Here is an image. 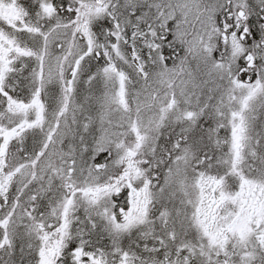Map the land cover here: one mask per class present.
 <instances>
[{
    "label": "rangeland",
    "instance_id": "374dc122",
    "mask_svg": "<svg viewBox=\"0 0 264 264\" xmlns=\"http://www.w3.org/2000/svg\"><path fill=\"white\" fill-rule=\"evenodd\" d=\"M95 2L100 6L84 11L79 3L73 8L79 20L75 46L81 50L86 41L88 52L97 47L101 55H91V61L83 53L77 60H72L76 53L58 54V61L67 60L62 71L48 65V56L45 64L29 58L42 41L37 24L54 5L34 3V10L19 0H0V201L6 204L0 225L10 215L4 236H43L34 240L38 255L21 264L149 262L148 254L135 255L126 243L129 228L147 224L166 232L170 219L187 234H174L181 242L168 250L160 245V233L150 230L152 238L148 233L138 236L140 246L147 247L149 239L159 253L172 255L158 264H262L258 246L264 241V162L258 139L264 137V0ZM138 7L139 15L132 18ZM126 8H131V19L125 17ZM95 23L104 30L94 31ZM244 23L253 33L248 31L245 39L240 32ZM165 24L171 36L164 42L157 27L164 30ZM69 43L70 37L64 46ZM118 56L135 77L117 66ZM17 70L28 73L20 77ZM202 117L216 121V144L206 146L208 140L184 124L187 120L199 126ZM29 127L32 132L45 127V141L51 136L50 146L57 150L49 152L48 145L37 156L27 150L20 155L22 165L7 174L6 145ZM174 131L184 139L175 140L164 155L171 169L162 195L169 202L177 195L183 202L185 213L176 220L171 210L150 213V202L159 198L154 197L157 186L146 180L152 177L158 185L159 175L165 174L167 166L159 160L164 148L155 161L157 138L170 143L177 136ZM88 141L94 145L91 165L78 151V144H84L83 152ZM152 166L163 168L156 175ZM18 172L17 190L10 185ZM85 172L86 180L72 177L70 183V176L65 177ZM77 184L87 186L72 188ZM52 187L59 193L53 194ZM12 192L22 195L15 208L18 200Z\"/></svg>",
    "mask_w": 264,
    "mask_h": 264
},
{
    "label": "trees",
    "instance_id": "16d2710c",
    "mask_svg": "<svg viewBox=\"0 0 264 264\" xmlns=\"http://www.w3.org/2000/svg\"><path fill=\"white\" fill-rule=\"evenodd\" d=\"M21 2V4H23L25 7H30L32 6L33 9L35 10V4H40V3H48L51 2V4H53V10L50 14L45 15L43 18H41V20L38 22L37 26L38 27V37L42 39V41L39 39V43L38 46L35 48V50H32L30 52V60L33 61V59L37 62H43L44 64L47 62L46 57H49V63L48 65H54L55 67H60L59 70L65 71V69H67V66L65 65L64 62V58L62 57L60 61H58L57 59V55L58 54H64L66 57H69V55H72L73 53H76L77 55L72 58V60H77L79 57V53H83L84 55L86 54L85 59H91L94 60V58L98 59L99 58V54L100 50L96 48H92V50H94L92 53L88 52V50L91 51V48H89L88 44L86 41H82V45H81V50L77 49L76 50V42H77V37H78V33L76 31V23L79 21L78 20V16H74V10L73 8H75L76 6H78V4L80 3L81 5H83V10L85 11V8L87 7H97L100 6V4H97L95 2V0H66L65 3L59 1V0H19ZM131 12V8H126L125 9V17L131 19L128 14ZM140 13V8L138 7L137 9H135V11L133 13H130L132 15V18H135V16H138ZM123 16V15H122ZM121 19V17H120ZM104 22V19L101 21ZM229 23V22H228ZM230 25V24H229ZM245 26L248 27L247 23H244ZM261 25L264 27V21H261ZM244 26V27H245ZM93 30L100 32V30H104L101 29L100 27L103 28V25L101 24L100 27L95 23L92 24ZM40 28V30H39ZM171 27L168 24H165L164 26V37H166V39H168L171 36V31H170ZM238 29V28H237ZM249 29V27H248ZM108 34H111L110 30H107ZM249 33L251 35H253V33L251 31H249ZM70 37V43L69 45L66 47L64 46L65 44V40H68V38ZM48 38H50L52 40V42H49ZM264 38V35H263ZM49 45H47V43ZM48 49L50 50L48 52ZM173 52L177 55H180V51L177 48H174ZM42 54H45V58H39V56H41ZM49 54V55H48ZM91 55L94 57H91ZM67 61V60H65ZM118 64L117 66L120 69L125 70L128 75L134 77V75L132 74V70L130 67H128L124 61L122 60L121 56H118V60H117ZM95 66V65H94ZM93 66V67H94ZM100 69V68H99ZM71 70V68H70ZM24 73H28L26 71H19L17 70V73L20 77H24ZM26 75V74H25ZM31 80H34V78H30ZM34 82V81H32ZM96 84L95 81H93V83H91L89 86H92ZM86 86V87H89ZM98 86V83H97ZM45 90H47V92H45ZM83 89H81L82 91ZM5 94L7 96H12L13 92L11 91V89H9L8 87H6L4 89ZM80 91V92H81ZM44 93H48V86L46 87V89H44L43 91ZM79 91L76 92V95L78 93H80ZM46 95V94H45ZM7 105L5 104L3 109L7 111L6 109ZM1 114L4 113V111H0ZM40 117V116H39ZM42 118H46L45 114H43ZM17 123V122H16ZM171 127V126H170ZM45 127H43L39 132L35 133L31 131V127L25 129L23 128L22 131H18V133H16V135H14L13 137H11V139L8 141L7 145H6V161L8 163V168L6 171H8V173H15L16 169L19 168V166L22 165L21 163V159H20V155L27 151V150H34L37 151L39 150L41 147H44L43 149H47L48 145L50 147V143L46 142V138L43 136L44 133V129ZM170 130L169 133L173 132L171 128H169ZM175 134L177 135L173 140L172 138L170 140H172L170 143H165L163 142L164 140L161 139V137L157 138V146H156V159L155 161H158V157L159 154L162 152L163 148H164V154L159 157V160L162 162L163 165H166L167 167L164 168H170L169 162L164 158V155L166 154V152L171 148V146L173 145L175 140H179L183 141V138H180L178 135L182 136L180 133H178L177 131H174ZM51 136L49 137L50 140ZM162 140V141H160ZM258 140L260 141V151L261 153L259 154L262 162H264V137L259 138ZM160 141V145L158 146V142ZM163 142V143H162ZM89 144H87V148L89 149V153L86 155L88 156L89 160L92 158L94 159V155H93V150H94V145L92 144V141H88ZM165 145V146H164ZM84 144H78V151L82 152V148H84ZM178 149H181L178 147ZM216 152V151H215ZM86 154V153H84ZM102 156V155H101ZM98 158V157H97ZM72 161V159H70ZM70 161V162H71ZM154 163H152L153 165ZM201 164V163H198ZM150 167V165H149ZM153 169L156 171V173H159V169L161 167H158L156 169V166H152ZM198 170H202V174L207 175L209 174V171H205V167H197ZM21 171V170H20ZM170 172V170L168 171V173ZM167 173V174H168ZM13 189H17L15 187V185L13 184V182H11ZM18 190V189H17ZM20 197H22L21 195L17 196V202H15V206H18L19 204V199ZM6 207V204H4V201H0V219L3 220L4 218H1L4 212V208ZM14 208L11 210L10 214H14L15 210ZM12 216H7V220L5 219V225H0V246L3 244V248L0 247V264H13V263H22L23 260L28 257L29 255H38V253H35V249L36 245L38 244L35 240L36 238H43V236H35V234H32L31 236H9V235H5L4 233L8 232V226H9V221L12 219ZM178 221H180L178 219ZM181 229V228H180ZM178 227V233H176V236L178 238L179 235H183L184 236L187 233L182 232ZM153 232L155 233H159V231L157 230V227H155L153 230ZM167 233V231H166ZM181 233V234H179ZM161 234H159L158 236H160ZM17 240H23L26 243H23V247H28L25 249H19L16 244L15 241ZM176 243L181 242L180 240L175 241ZM31 245V246H30ZM8 247V250L3 253V249L5 247ZM259 262H261L262 264H264V241L263 243L259 244ZM28 254V255H27Z\"/></svg>",
    "mask_w": 264,
    "mask_h": 264
},
{
    "label": "bare ground",
    "instance_id": "6f19581e",
    "mask_svg": "<svg viewBox=\"0 0 264 264\" xmlns=\"http://www.w3.org/2000/svg\"><path fill=\"white\" fill-rule=\"evenodd\" d=\"M155 1H157V0H155ZM157 28L159 30H161L162 32H164L162 26L157 27ZM162 39H163L162 41L165 42L166 37L163 36ZM132 74L135 75L133 70H132ZM248 76H249V74L246 71L245 72V77H248ZM205 116H207V115H205ZM201 121H202V124L199 125V126L198 125L197 126H193L187 120L184 121V124H185V126L187 128H189V130H191V131H194L195 130L196 133H198V135H199V139H204L205 141L207 139L208 140V143L206 144V146L209 145V144L212 145V143L213 144H216V141L214 140V137H213V133H214V135L216 133V124H217L216 121L214 119H212V118L210 119L209 117H202ZM50 142H51V140L48 139V143H50ZM43 148L44 147H41L39 150H37V151H34L33 150L32 152L36 156L38 154L42 155V154L46 153V151L48 150V148L47 149H43ZM56 150H57V146L56 147H51V146L49 147V152H51V153L56 152ZM89 152L90 151L87 148V149H85L81 153H83V154L86 153V155H87ZM62 157H64V156H62ZM89 163L91 165L92 161L89 160ZM68 168H69V171L72 170L71 168H73V166H72L71 162H70V167H68ZM161 168H163V167H161ZM170 169L171 168H164L163 169V171H165L163 173H165V174L159 175V177H158L159 184L158 185H157V183H158L157 180L154 179V178H152V177H148V178H146V180H147V182L150 183V185L153 186V188H155L157 186L155 188V190H154V194H155L154 197L159 198L158 200H155V202L154 201L150 202V211H151L150 213H152V212H154V213H163V211H169V213L172 212L174 214V216L172 218L176 220L177 214H179V216H180V215H183L185 213V208H184L183 202L182 201L180 202V200L178 199L177 195H176V197L175 196H170V202L168 201V198L169 197H165V196L162 195V189L165 186V182H166V179H167V173H168V171ZM88 170H89V165H88ZM88 170H87V172H88ZM87 172H85L83 175L78 174V173H77L78 175H76V173H71L70 175L69 174L65 175V177H69L70 176V178L68 179V180H70V183H71V181L73 179L72 177H75V178L78 177V178H80L82 180L83 179L86 180V179H88L87 176H86ZM7 174H10V173H7ZM158 174L159 173H156V175H158ZM18 176H19V172L16 173L15 175H13V178L14 179L12 180V182H13V184L15 186H16V184L19 181ZM25 180H26V182H25ZM25 180L22 181V184L25 182V185L23 187L29 186V184L27 183V179H25ZM88 184H90V183H88ZM85 186H87V185L84 184L82 186H78V184H77V185H75L72 188H81L83 190V189H85L84 188ZM173 186L175 188H177V183H174ZM72 188L69 189V193H72V191H73ZM52 190L54 191V192H52L53 194H58L59 193V189L58 188L52 187ZM16 192H18V191H15V193ZM13 193L14 192L11 193V197H13V198L17 197L20 194V193H17V196H16V195H12ZM170 210H171V212H170ZM163 219H165V218H163ZM167 225H168V227L165 228V230L167 231V233L164 232V231H162L164 229L157 228V230L161 234L159 237H162V236L164 237V241L160 245L163 246L165 249L168 250L170 248L171 244L174 245V242H175L174 234L176 235V233H178L177 231H178L179 225L177 224V221L175 223H172L171 222V219H170V221L167 222ZM154 228H151V226L150 225H147V224H141V225H137V226H133V227H130L129 228V232L131 233V235L129 236V238H127L126 243L129 244L130 246H132L131 248H132L133 253L135 255H140L141 252H145L146 254H148L147 256L150 259L149 262H145V261L144 262H138V264H140V263H144V264H158L157 260H159L160 258H166L168 260H171L170 258H172L171 257L172 255H168V254H164V253H159L160 250H157V246L158 245L156 243L150 241L149 239H148L149 244H148L147 247L140 246L138 244L139 241H140V239H138V236L140 234H143V233H145V234L148 233L149 236L152 238L153 235L150 234V230L152 231ZM135 229H137V230H135ZM179 229H180V227H179ZM164 234H166L168 236H166ZM179 234H181V233H179ZM176 238H177V236H176ZM178 238H183V235H179ZM172 241H173V243H172ZM23 243H26V242L23 241V240H17V241H15V244H16V246L19 249H25V248H28L29 247V246L28 247L27 246L26 247H23ZM126 243H124L125 244L124 246L127 245ZM71 245H72L71 242H68L66 244L67 250H69V248L71 247ZM167 257H169V258H167ZM124 264H133V262L126 261V262H124Z\"/></svg>",
    "mask_w": 264,
    "mask_h": 264
}]
</instances>
